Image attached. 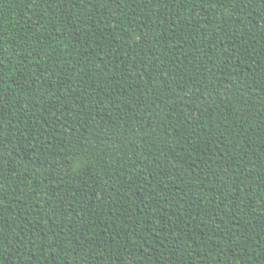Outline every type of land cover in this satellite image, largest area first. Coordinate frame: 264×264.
<instances>
[{
    "label": "trees",
    "instance_id": "obj_1",
    "mask_svg": "<svg viewBox=\"0 0 264 264\" xmlns=\"http://www.w3.org/2000/svg\"><path fill=\"white\" fill-rule=\"evenodd\" d=\"M0 264H264V0H0Z\"/></svg>",
    "mask_w": 264,
    "mask_h": 264
}]
</instances>
